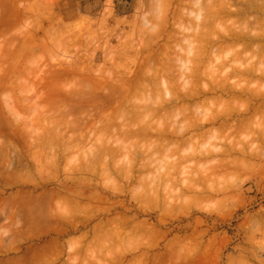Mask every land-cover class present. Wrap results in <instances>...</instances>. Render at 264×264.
Instances as JSON below:
<instances>
[{"label": "rangeland", "instance_id": "rangeland-1", "mask_svg": "<svg viewBox=\"0 0 264 264\" xmlns=\"http://www.w3.org/2000/svg\"><path fill=\"white\" fill-rule=\"evenodd\" d=\"M157 1L0 0V31H3L2 33L0 32V264H17L18 261L20 262L18 264H49L50 262V264H141V260H143V264H264V96H261V94L263 95L264 93L260 94V91L264 92V75L260 76V74H264V70L262 69L261 71V68L264 67V48H261V51L260 49H256L257 46L264 47V39H261L262 36L264 37V9L261 7V5L264 6V1L247 0L249 3L246 0ZM210 1H212V4H210ZM251 1H253L254 4H251ZM224 2L227 4L225 5ZM228 4L231 6L229 7ZM208 6L210 11L212 9L211 19L208 16L210 11L206 9ZM223 6V10L227 9V11L222 10ZM197 9L200 11L199 13H203V15L200 14L203 18L201 16V18H198L199 15L197 17ZM219 9L220 11L215 12V10ZM154 10L158 11V13L160 12V14H157V12L154 13ZM191 11H193V14L196 13L195 16L192 13L189 15L188 12ZM244 12H247V15ZM215 13H217L218 16H216ZM188 15L190 18H188ZM246 16L248 17V21L246 20ZM219 17H225L222 18L223 20L225 19V24L222 23L223 20L219 19ZM189 19H191V21ZM203 19H205V21L210 19V22H208L209 24L211 23V25L206 24ZM214 20L215 22H213ZM252 20L254 22H252ZM211 21L213 22V26ZM220 21L221 23H219ZM237 21L240 23L238 24ZM192 22L193 25L191 24ZM203 23L204 25L206 24L204 27ZM250 23L251 29H248ZM217 24L220 25L218 26ZM198 25L203 27V29ZM207 25H209L210 29ZM210 26L215 29V31H213ZM260 26L261 28H259ZM176 27H178V29ZM236 27L239 28L235 30L237 34L239 32L242 33V29L247 27L244 29L246 31L248 29L249 33L254 34L255 37L257 36L258 40L257 37L252 38L253 35L250 39L249 37L251 34H248L245 30L243 35L247 33L248 35L246 37L249 36V40L243 35L242 37L241 34L237 36L234 35L233 32H235L234 29H236ZM192 28L194 30H192ZM206 28H208L207 33H210L209 35L211 37L208 34L203 36V31L206 32ZM189 30H191L190 33L192 35L189 34ZM197 30H199L200 33L202 32V34L199 33L202 37L198 36ZM210 30L213 32L212 35L211 32H209ZM238 30L239 32H237ZM222 31H224V33ZM256 31H259V36ZM193 33L199 38V41L197 40L198 47L191 46L190 48L192 50H190L193 51V53L189 55L191 52L188 48V46H190L188 45V40L193 42V46L194 43L196 45V37ZM173 34H175V36L170 37ZM231 34L234 37H231ZM200 37L203 40H200ZM192 38H194L195 41ZM231 38L234 41H232ZM91 39L93 40L92 42ZM244 40L245 42H251L246 44L248 46L245 47L243 46ZM215 41L216 44L213 43L211 45V43ZM183 43L188 46H184ZM221 43L225 44V46ZM258 43L262 44L258 45ZM199 44L207 45H203L207 47L204 48L207 49V54L204 55L206 58H209L207 55L210 53V58H214L211 59L214 67L211 65L210 59H208L206 66L208 67L210 62L209 68L212 66V71L213 69H217L213 71V73H217V76L215 75L216 73H211L212 71L210 73L213 75H208V72L206 74L205 72L208 71L209 68L205 66L204 68L208 70L205 69V71H203L204 68L202 66L207 61L205 57H203V59L199 57L200 61L205 59L203 65L199 60L196 62L198 57L196 58L195 56L197 53L200 54L198 50H200L199 47L201 46ZM220 44L223 49H221ZM240 44H242V46H240ZM74 45H78V47L76 46V48ZM105 45L107 46L105 47ZM180 45H182V47ZM71 46H74V48ZM249 46L251 48H247ZM209 47L213 49L210 52ZM179 48L180 50H182V48H188L185 52L190 56L189 60L191 59L189 65L187 63L188 55L185 53V57L183 55L184 49L180 52ZM193 48L198 49H194L196 50L194 51ZM171 49L172 51H169ZM204 49L202 50L201 48V51H203L201 53H205ZM236 50H238L237 52H239V54H237ZM244 50L246 53L243 52ZM109 51L110 53L115 52L113 53L115 55L111 56L112 53L108 54ZM259 51L260 53L263 52V54H260ZM194 53L195 56H193ZM211 53H217V57H214ZM224 54L227 59L222 57ZM178 55L183 57L180 58L181 56L178 57ZM204 55L202 54V56ZM219 55H222L220 59L223 60V63H220L223 65L226 64L224 68L223 65L221 66L217 62V60H219L218 57H220ZM174 56L177 57L174 58ZM110 57L114 59L109 60L108 58ZM165 58L169 61V64L174 62L173 66L176 64V67H172V64H170V66H163L168 63ZM183 58H186L185 62ZM69 59L71 62H69ZM67 60H69L68 62L70 64ZM214 60H216L217 63ZM234 60H236V62ZM180 61H182L178 64L180 68H177V63ZM183 62L184 65L186 64L188 66L185 65L186 67L184 66L183 68ZM238 62L243 65H239L240 67H238ZM199 63L203 72L197 70L198 68L196 70L200 72L198 76H200L199 78H201V80L199 78L197 79V77L195 78V69L190 67V64H192V66L193 64L198 66ZM234 64L238 69L240 68V70L243 69L241 66L245 67L243 69L244 72L243 70H236L237 72L234 71V73L232 71L233 74L231 75L230 70H234L236 67ZM218 65L225 71L223 69H221L223 72L221 70L219 71L220 67H218ZM66 66L67 68L64 69ZM252 66L256 67V69L254 67L253 69L256 70L254 72L258 73V75L253 73V71L250 72ZM79 68L81 72L78 70ZM166 68H168L167 71L171 73L170 75L166 71ZM186 68H188L187 70L189 72L191 69H194L191 70L192 74L195 72L193 79L199 80L201 85L195 83L198 82L197 80L195 82L192 81L193 79L190 78L192 75L189 76L188 74V79H185V74L188 73V71L183 72L179 76V72L181 73ZM68 69L70 71H67ZM178 69L183 70L179 71ZM247 69L248 71H246ZM58 70L61 71L59 72ZM153 70L154 72L160 70V73L165 74L163 78L160 77L162 76L161 74L156 77L163 79L158 80L161 81L159 83L160 85L165 80L167 84L164 82L165 85L162 84L163 87L157 84V87L154 88L156 85L154 83L157 78L152 81L150 79L154 78L153 76H155L158 71L152 76L151 72H153ZM63 71L70 72L71 74L64 73ZM173 71L176 75L179 71L178 75H174ZM217 71L220 73L222 72L221 75ZM260 71L262 73H259ZM243 73L244 76L242 75ZM122 74H124V76ZM238 74L243 77L246 75V77L243 78L238 76ZM150 75L152 76L151 78L149 77ZM168 75L171 77L170 79H172V84L169 81V86L172 87L171 89L169 86H166L168 85V80L164 79L166 78L165 76L169 78ZM172 75L176 77L179 76L178 79L174 78L175 80L177 79L176 81L178 82L172 78L174 77ZM249 76H252L251 80H249ZM41 77L45 78L47 81ZM182 77L184 81L182 80L183 82H180V78ZM213 77L216 78L215 81H213L214 83L216 81L218 82V78L223 79V81L220 80L219 83H224L225 78L228 79H226L228 83H226V81V84H222L223 87L216 83L214 85L211 81L214 79ZM66 78H68V80H66ZM81 78H84L86 81L84 79L82 81ZM121 79L126 81L125 84H121ZM149 80L153 82L154 86ZM187 80L190 82L188 81L187 83ZM55 81L57 85H54ZM98 81L99 83L101 82L102 85H98ZM124 81L122 83H124ZM93 82L96 84L94 83V85ZM192 82L197 86L200 85L199 89L196 85H193L195 87L190 86V84H193ZM179 83H181V90H186L183 92L179 90ZM88 84L89 88L87 86ZM137 84L140 85V87L142 86L141 90L136 87ZM29 85L31 87H29ZM53 85L56 86V88ZM151 85L154 89H152ZM182 85L186 88H183ZM188 85L197 89L193 91V89L187 87ZM227 85L231 86L228 87ZM27 86L29 89H26ZM49 86L52 88L50 89ZM82 86L84 87L82 88ZM111 86L115 87V91L112 90L114 87ZM158 86L162 88L161 91ZM164 86H166V88ZM239 86L242 87L241 92H237V89L240 88ZM93 88L94 90L92 91ZM110 88L112 92L115 93V99L110 97L109 99H113L110 100L112 102L109 101L110 103H108V97L113 94L110 93ZM134 88L139 90L137 93L138 95L140 92V94H143L141 95L142 97H137L135 94L138 90L133 94V91H135ZM150 88L157 96L160 94L159 91H163V94L166 92L167 94L165 93L163 95L161 93L160 96L162 97L159 98L160 96H158L157 100H154V97L155 99L157 97L156 95H149L150 97L147 95V93H151L148 90ZM156 88L158 89V93H156ZM223 88L228 90L223 92ZM143 89L145 93H143ZM175 89H177L176 92L174 91ZM188 89L189 91L192 90L194 93L196 92V94H194L190 91L194 97H196L195 95H197V93L201 96L198 95L193 101L192 96L190 99L187 97L188 100L182 97L184 101L179 99L181 94L182 96L190 95H188ZM207 89L209 90L206 92ZM249 90H253L252 94L253 92L259 93L261 97L252 98L251 96L258 95H252ZM44 91H46L47 94L49 91L50 93L53 91L49 95L51 96L53 94L54 98L51 100V97ZM54 91L57 94L54 93ZM64 91L67 92L65 93ZM125 91L127 92L125 93ZM169 91H172L173 95ZM68 93L70 94L69 96ZM91 93L94 94L91 96ZM144 94L146 96H144ZM219 94L221 99L218 96ZM231 94L235 96L233 97ZM168 95L172 98L171 101L166 100H169ZM175 95L177 97L180 96L177 98L178 103L175 102L177 101L175 100ZM46 96H48V99H46ZM104 96L107 97L106 100ZM147 96L149 99H147ZM238 96L242 99H238ZM55 97H58L57 100H60L54 105V101H56ZM78 97H80V99ZM140 97H146V99L143 98L146 102H149V100L151 101L149 103L143 101L144 103L141 104L143 99L141 100ZM63 98L65 103L62 100ZM138 98H140V102ZM215 98L216 102L218 101L217 103H215ZM49 99L51 101H49ZM103 99L105 101H103ZM164 99L168 104L166 102L164 103ZM204 99H208V103ZM161 100H163L162 104ZM179 100L182 101L180 102ZM237 100H244V102H239ZM5 101L12 105V107H16L14 111L10 108L8 103L9 109L6 107L8 105L4 106ZM52 101L54 102L53 104H51ZM248 101L250 103H248ZM75 102L76 106L78 104L77 107L74 105ZM93 102L94 104H92ZM95 102L101 106H98ZM159 102L161 105L167 104L166 109L164 107L165 112L161 110L163 106L159 109L160 112L157 111L159 115L156 110H153V112H155L154 114L148 109V111H144V108H150L149 106L153 107V109L158 108L156 104ZM169 102L173 103L169 105ZM193 103L196 104L195 109L198 112L194 110ZM234 103L238 104L235 105ZM131 104L132 108L136 105L138 109L134 106L132 110ZM140 104L141 106H139ZM243 104L246 105L244 106ZM172 105L173 108H171ZM176 105L182 107L179 108L180 111ZM226 105H229L230 109L228 108L227 110ZM54 106H56V109H52ZM112 106L116 108L113 111ZM185 106H187L188 109L189 107L192 108L190 109L191 111L185 109ZM99 107L102 109L100 110ZM235 107H237L238 110H236L237 108ZM253 107L255 110H253ZM95 108L98 110H95ZM118 108L120 110H118ZM233 109L234 111H232ZM258 109H261L263 114L261 110L259 111ZM130 110L133 112H130ZM185 110L188 112L190 111V113H185ZM8 111L9 113H7ZM67 111L70 112L67 113ZM75 111L76 113H74ZM80 111H82V114ZM114 111L117 113H114ZM143 111L149 112L146 113L148 115H145ZM162 111L164 112L163 116L161 114ZM169 111L174 116L172 119ZM219 111H221V113ZM166 112L169 113L168 115L170 117L165 114ZM177 112L179 113L177 114ZM130 113L132 116L129 115ZM66 114L69 115L67 116ZM92 114L94 119L91 117ZM101 114L103 116H101ZM126 114L129 115V119H126ZM155 114H157V116ZM186 115H189V118L186 117ZM112 116L114 117L113 119H111ZM140 116H143L144 120L141 119L142 117L140 118ZM191 116L192 118H190ZM193 116L196 117L195 120ZM217 116L220 118L218 119ZM242 116L247 119H244ZM82 117L88 120L84 118V121H82ZM160 118L162 119L160 120ZM183 118L188 119L184 121L182 120ZM199 118L201 120L198 121L197 119ZM210 118L211 121L214 120V122L206 121ZM146 119L148 120V124ZM158 119L163 122L161 128L156 125L160 122H157ZM32 120L33 123H36L33 124ZM86 120L87 122H85ZM109 120L115 122L113 123ZM188 120L190 122H188ZM191 120L194 121V123H192ZM244 120H246V122ZM247 120H249V122ZM175 122L178 124H174ZM80 123L81 125L79 126ZM111 123H117V125ZM107 124H109L108 127H106ZM143 124L146 128L148 127L151 129H146V134L149 133L148 135L152 136L148 137V135L145 134V137L144 135L141 136L143 132H145ZM150 124L154 127L152 125L150 127ZM163 124L164 126L166 124L165 127L168 129L163 130H172L171 133L169 131V133L166 132L167 134H165L163 130L161 131ZM244 124L246 126L242 127ZM192 125L194 126L191 129L190 127H192ZM224 125L226 128H229L224 130ZM81 126L83 128H81ZM156 126L160 128V132L164 134V136H159L160 139L156 137L160 134H158L159 129L157 131ZM75 127L77 130L74 131ZM217 127L221 129L218 130ZM136 128L137 131L140 129L139 132L142 134L140 133V135L136 136V134L139 133L134 131ZM141 128L144 129H142L143 132ZM213 128L214 130L217 128L219 132L217 130L214 131ZM102 129L105 131V134ZM131 129L134 131L133 134L136 132V139L135 137L133 138L134 135L130 134V132L132 133V131H130ZM184 129L185 131L186 129L188 130L185 132ZM239 129L242 130L239 132ZM108 131L112 132L114 136L112 133L108 134ZM116 131H118L117 134ZM124 131L125 134H123ZM154 131H157L156 134L158 135H156ZM208 131L209 134L207 133ZM211 132L213 134H210ZM193 133L197 138L191 135ZM196 133L201 136L196 135ZM227 133H230V135ZM127 134L131 136L129 137ZM119 135L126 136L120 137ZM81 136L83 137L81 138ZM146 136L148 138H146ZM161 137L164 138V144L162 143L163 141L160 142L162 139ZM169 138L172 141L176 139V141L178 140L180 143L177 142V145L173 142L171 143ZM185 138H187L188 141ZM204 138L206 141H204ZM101 139H103V141ZM165 139H168L169 142L168 140L165 141ZM117 140H119V143H123L120 144V147L123 146L122 148H119ZM189 140H191L193 144ZM108 142L112 144L109 145ZM160 145L164 147L167 145L168 147H165L167 150ZM152 146L154 149H152ZM249 146L252 149L249 148ZM73 147L74 149L71 150ZM182 147L184 149H181ZM113 148L115 149L114 151ZM178 148L181 149V151ZM191 148H193V151ZM66 149H68V151ZM100 149L103 153H101L102 151ZM227 149L228 151H226ZM169 150L173 151L171 152ZM231 150H233V152H231ZM53 151H55V154ZM237 151L241 152L239 153ZM198 152H200L201 155H199L200 153ZM225 152L230 153L226 155L227 153ZM99 153H101V155ZM243 153L244 155H242ZM250 154L254 157H251ZM98 155L101 156H99L101 160H98ZM163 155L165 157H163ZM54 157L56 159H54ZM102 157L104 158L103 161ZM141 158L143 159L140 160ZM159 159L165 162H161ZM129 160L134 162L131 161L130 163ZM150 160L153 161V164ZM220 160L223 161V164ZM99 161L102 162L100 163ZM148 162H151V164H146ZM130 166L132 168H130ZM121 171L123 172L121 173ZM108 173L109 176H112L109 177ZM158 173L161 174L159 175ZM169 173H171V175ZM208 174H210L209 177ZM168 177H170V181L167 182L166 180H168ZM179 193H181V195ZM111 221H113V223ZM114 221H117L116 224H114ZM120 224L122 226H120ZM17 230L19 231L15 232ZM15 237L18 241L15 240ZM6 246H10L9 250ZM56 253L59 254L57 255ZM56 255L57 257H55ZM159 256L162 258H159ZM35 259L36 261H34ZM162 259L165 262H162Z\"/></svg>", "mask_w": 264, "mask_h": 264}, {"label": "bare ground", "instance_id": "bare-ground-1", "mask_svg": "<svg viewBox=\"0 0 264 264\" xmlns=\"http://www.w3.org/2000/svg\"><path fill=\"white\" fill-rule=\"evenodd\" d=\"M156 1H157V0H156ZM246 1H247V0H246ZM260 1H261V0H260ZM263 1H264V0H263ZM197 2H198V1H197ZM210 2H211L210 4H212V1H210ZM247 2H248V1H247ZM157 3H158V1H157ZM161 3H162V2H161ZM200 3H201V2H200ZM224 3H225V2H224ZM248 3H249V2H248ZM248 3H247V4H248ZM252 3H253V1H251V4H252ZM159 4H160V2H159ZM195 4H196V3H195ZM198 4H199V2H198ZM226 4H227V3H225V5H226ZM245 4H246V3H245ZM253 4H254V3H253ZM262 4H263V3H262ZM161 5H162V4H161ZM196 5H197V4H196ZM199 5H200V4H199ZM202 5H203V4H202ZM207 5H208V4H207ZM207 5H206V6H207ZM222 5H223V4H222ZM225 5H224V6H225ZM228 5H229V4H228ZM249 5H250V4H249ZM206 6H205V7H206ZM210 6H211V5H210ZM224 6L222 7V10H223ZM230 6H231V5H229V7H230ZM254 6H255V5H254ZM256 6H257V5H256ZM200 7H201V6H200ZM212 7H213V5H212ZM225 7H227V6H225ZM229 7H228V10H229ZM257 7H260V6H257ZM261 7H263V9H264V6L261 5ZM218 8H219V7H218ZM220 8H221V7H220ZM154 9H155V8H154ZM157 9H158V8H157ZM206 9L209 10V9H210L209 6H208ZM236 9H237V8H236ZM252 9H253V8H252ZM259 9H261V8H259ZM152 10H153V9H152ZM193 10H195V9H193ZM199 10H200V9H199ZM204 10H205V9H204ZM230 10H231V9H230ZM240 10H241V9H240ZM250 10H251V9H250ZM154 11H155V10H154ZM209 11H210V10H209ZM211 11H212V9H211ZM211 11H210V14H208L209 18H210L211 13H212ZM217 11H220V9H219V10H215V12H217ZM223 11H227V9H226V10H223ZM223 11H222V12H223ZM232 11H233V10H232ZM244 11H245V10H244ZM263 11H264V10H263ZM156 12H157V14H160V12L158 13V11H155L154 13H156ZM192 12H193V11L188 12L189 15H190ZM197 12H198V13H197V17H198V15H199L198 18H201L202 16H201L200 14L203 15V13H199L200 11H198V9H197ZM202 12H203V11H202ZM222 12H220V13L223 14ZM228 12H229V11H228ZM230 12H231V11H230ZM236 12H237V11H236ZM240 12H241V11H240ZM240 12H239V13H240ZM213 13H214V12H213ZM220 13H219V14H220ZM226 13H227V12H226ZM244 13H245V12H244ZM246 13H247V12H246ZM246 13H245V14H246ZM186 14H187V13H186ZM192 14H193V13H192ZM195 14H196V13H195ZM195 14H193V15L195 16ZM215 14H216V16H218L217 13H215ZM215 14H213V15H215ZM221 14H220V15H221ZM189 15H188V18H190ZM193 15H192V16H193ZM206 15H207V13H206ZM206 15L204 14L205 17H206ZM213 15H212V17H213ZM224 15H225V14H224ZM228 15H229V14H228ZM246 15H247V14H246ZM192 16H191V17H192ZM200 16H201V17H200ZM221 16H223V15H221ZM255 16H256V15H255ZM225 17H227V16H225ZM225 17H222V18H225ZM246 17H247V16H246ZM257 17H258V16H257ZM202 18H203V17H202ZM222 18L219 17V19H222ZM261 18H262V17H261ZM261 18H260V19H261ZM191 19L194 20L193 18H191ZM191 19H189V20L191 21ZM210 19H211V18H210ZM210 19H208L209 22H210ZM199 20H200V19H199ZM203 20L205 21V19H203ZM212 20H213V19H212ZM215 20H217V19H215ZM215 20H214L213 22H215ZM222 20H223V19H222ZM236 20H237V19H236ZM244 20H245V19H244ZM246 20L248 21V17H247ZM250 20H251V19H250ZM253 20H254V19H253ZM253 20H252V22H254ZM255 20H256V19H255ZM194 21H195V20H194ZM197 21H198V20H197ZM204 21H203V22H204ZM208 21H207V20L205 21L206 24H209ZM240 21H241V20H240ZM242 21H243V19H242ZM247 21H246V23H247ZM258 21H259V20H258ZM258 21H257V22H258ZM261 21H262V20H261ZM207 22H208V23H207ZM211 22H212V21H211ZM213 22H212V26H213ZM224 22H225V19L222 21V23H224ZM237 22H238V21H237ZM237 22H236V23H237ZM243 22H244V21H243ZM189 23H190V22H189ZM199 23H200V22H199ZM219 23H221V21H220ZM239 23H240V22H238V24H239ZM191 24L193 25V22H192ZM206 24H205V25H206ZM224 24H225V23H224ZM224 24H223V25H224ZM256 24H257V23H256ZM259 24H261V23H259ZM262 24H263V22H262ZM174 25H175V24H174ZM188 25H189V24H188ZM201 25H202V23H201ZM205 25H204V23H203V27H204ZM209 25H211V23H210ZM209 25H207L208 28H209ZM217 25H218V24H217ZM219 25H220V24H219ZM219 25H218V26H219ZM250 25H251V23H250L248 26H250ZM176 26H177V25H176ZM198 26H200V25H198ZM198 26H197V27H198ZM218 26H217V27H218ZM233 26H234V22H233ZM240 26H242V25H240ZM240 26H239V28H240ZM248 26H247V27H248ZM254 26H255V25H254ZM256 26H258V25H256ZM154 27H155V26H154ZM185 27H186V26H185ZM191 27H192V26H191ZM194 27H195V26H194ZM200 27H201V26H200ZM203 27H201V29H203ZM210 27H211V26H210ZM215 27H216V26H215ZM223 27H225V26H223ZM247 27H244V28L246 29ZM176 28L178 29V27H176ZM176 28H175V30H176ZM179 28H180V27H179ZM182 28H184V27H182ZM186 28H188V27H186ZM208 28H206V32L203 31V36H204V35H207V34H208V35L210 34V33H207ZM234 28H235V27H234ZM239 28L236 27V29H234V31L237 30V29H239ZM241 28H242V27H241ZM244 28L242 29V30H243L242 33H240L239 30L237 31V32H239L238 34L236 33V31L233 32L234 35L237 36V35L241 34V36H242L243 33L246 31ZM256 28H257V27H256ZM259 28H261V26H260ZM81 29H82V28H81ZM153 29H154V28H153ZM156 29H157V28H156ZM209 29H210V28H209ZM211 29H213V28L211 27ZM217 29H218V28H217ZM222 29H223V28H222ZM224 29H225V28H224ZM227 29H228V27H227ZM248 29H251V26L248 27ZM248 29H247L246 32H248V34H251V33H249V30H248ZM257 29H258V28H257ZM263 29H264V27H263ZM186 30H187V29H186ZM192 30H194V29L192 28ZM228 30H229V29H228ZM228 30H227V31H228ZM244 30H245V31H244ZM252 30H253V29H252ZM177 31H178V30H177ZM177 31H176V33H177ZM195 31H196V30H195ZM213 31H215V29H213ZM219 31H220V30H219ZM219 31H218V33H219ZM229 31H230V30H229ZM231 31H232V29H231ZM263 31H264V30H263ZM0 32L2 33L3 31H0ZM186 32H187V31H186ZM190 32H191V30H189V34L192 35ZM197 32H198V33H197ZM197 32H196V33L198 34V36H201V37H202V35H200V34H202V32L200 33L199 30H197ZM204 32H205L206 34H205ZM209 32H211V35L213 34V32H212L211 30H210ZM222 32L224 33V31H222ZM256 32H257V31H256ZM258 32H259V31H258ZM258 32H257V33H258ZM183 33H184V32H183ZM199 33H200V34H199ZM226 33H227V32H226ZM231 33H232V32H231ZM235 33H236V34H235ZM254 33H255V32H254ZM260 33H261V32H260ZM155 34H156V33H155ZM184 34H185V33H184ZM193 34H194V36L196 35L195 33H193ZM221 34H222V33H221ZM221 34H219V35H221ZM227 34H228V33H227ZM248 34L245 33V34L243 35V36H245V38H247L248 40H249V38L251 39V36H252V35H253L252 38H256V37H257V36L255 37L254 34H251L250 37L248 36V37H249V38H248V37H246ZM169 35H170V34H169ZM229 35H230V33H229ZM229 35H228V37H229ZM257 35L259 36V33H258ZM263 35H264V34H263ZM173 36H175V34L171 35L170 37H173ZM184 36H185V35H184ZM188 36H189V35H188ZM209 36H210V35H209ZM222 36H223V35H222ZM224 36H225V35H224ZM226 36H227V35H226ZM236 36H235V37H236ZM243 36H242V37H243ZM260 36H261V35H260ZM186 37H187V35H186ZM195 37H196V38H195V40H196V45H195V43H194V46L192 45L193 42H192V41L190 42V40H188V42L191 43V44L188 43V45H190V46L187 45L188 48H189V50L191 49V48H190L191 46H192V47H195V46L198 47L197 40H198L199 38H198L197 36H195ZM201 37H200V40H203V39H201ZM210 37H211V36H210ZM217 37H218V36H217ZM219 37H220V36H219ZM231 37H234V36H232V34H231ZM224 38H225V37H224ZM171 39H172V38H171ZM187 39H189V38H187ZM192 39L194 40V38H192ZM220 39H221V38H220ZM222 39H223V38H222ZM240 39H241V37H240ZM243 39H244V38H243ZM261 39H264V37L262 36ZM195 40H194V41H195ZM224 40H225V39H224ZM231 40H232V38H231ZM231 40H230V41H231ZM238 40H239V39H238ZM254 40H255V39H254ZM257 40H258V37H257ZM92 41H93V40L91 39V42H92ZM183 41H184V40H183ZM185 41H186V40H185ZM198 41H199V40H198ZM205 41H206V39H205ZM226 41H227V40H226ZM232 41H234V40H232ZM236 42H237V41H236ZM250 42H251V41H250ZM250 42H245V40H244V42H243L244 45H243V46H245V47L248 46V45H246V44H249ZM263 42H264V41H263ZM178 43H179V42H178ZM181 43H182V42H181ZM186 43H187V41H186ZM200 43H201V42H200ZM210 43H211V42H210ZM213 43L216 44V41H215V42H212L211 45H212ZM217 43H218V41H217ZM224 43H225V42H224ZM226 43H227V42H226ZM234 43H235V42H234ZM243 43H242V44H243ZM79 44H80V43H79ZM183 44H184V43H183ZM201 44H202V43H201ZM201 44H199L201 47H199L200 50H198V51H200V54L197 53V55L195 56V53H194L193 56H195L196 58L198 57V58L196 59V60H197L196 62H198V60H199V62H201L202 65H203V63L205 62V61H204L205 59L202 60V61H200L199 57H200V58L202 57L201 59H203V57L206 58V56H205L204 54H207V53H206V50H207V49H204V48H207V47H204V46H207L208 44H207V43H206L207 45H206V44H203L204 46L201 45ZM221 44H223V43H221ZM221 44H220V45H221ZM228 44H229V43H228ZM236 44H237V43H236ZM242 44H240V46H242ZM256 44H257V43H256ZM260 44H262V43H260ZM260 44L258 43V45H260ZM98 45H99V44H98ZM209 45H210V44H209ZM218 45H219V44H218ZM223 45L225 46V44H223ZM229 45H230V44H229ZM233 45H234V44H233ZM250 45H251V44H250ZM74 46H75V45H74ZM74 46H73V47L71 46V47L74 48ZM76 46L78 47V45H76ZM76 46H75V47H76ZM106 46H107V45H105V47H106ZM176 46H177V45H176ZM180 46L182 47V45H180ZM184 46H186V44H184ZM187 46H186V47H187ZM202 46H203V47H202ZM216 46H217V45H216ZM224 46H223V47H224ZM256 46H257V45H256ZM256 46H255V47H256ZM77 47H76V48H77ZM99 47H100V45H99ZM181 47H180V48H181ZM210 47H213V46H210ZM210 47H209V48H210ZM218 47H219V46H218ZM231 47H232V46H231ZM259 47H260V48H259ZM108 48H109V47H108ZM172 48H173V47H172ZM180 48H179V50H180ZM188 48H182V50H180V52H181V51H183V49H184V53H183V55H184L185 57H186V54H187V53L185 52V50L188 49ZM201 48H202V50L204 49L205 53H201V52H203V51H201ZM209 48H208V49H209ZM219 48H220V47H219ZM225 48H228V47H225ZM243 48H244V47H243ZM247 48H251V47L249 46V47H247ZM261 48L263 49L264 47H261V46H257V47H256V49H258V50L260 49V51L262 50ZM102 49H103V48H102ZM110 49H111V48H110ZM165 49H166V48H165ZM165 49H164V50H165ZM169 49H170V47H169ZM194 49L197 50L198 48H193V50H194ZM217 49H218V48H217ZM221 49H223V48H222V45H221ZM230 49H231V48H230ZM241 49H242V47H241ZM103 50H104V49H103ZM162 50H163V49H162ZM189 50H188V51H189ZM191 50H192V49H191ZM191 50H190L191 53H189V55L193 53V51H191ZM196 50H194V51H196ZM211 50H213V49L210 48L209 52H210ZM224 50H225V49H224ZM228 50H229V49H228ZM242 50H243V49H242ZM245 50H246V49H245ZM245 50H244L243 52H245ZM253 50H254V49H253ZM111 51H112V50H111ZM165 51H166V50H165ZM169 51H172V49L169 50ZM169 51H168V52H169ZM174 51H175V50H174ZM188 51H187V52H188ZM215 51H216V50H215ZM218 51H219V50H218ZM237 51H238V50H236V52H237ZM260 51H259V53H260ZM175 52H176V51H175ZM207 52H208V51H207ZM222 52H224V51H222ZM227 52H228V51H227ZM263 52H264V50H263ZM263 52H261L260 54H263ZM109 53H110V51L108 52V54H109ZM111 53H112V54H111ZM111 53H110L111 56H112V55H115V54H113V53H115V52H111ZM154 53H155V52H154ZM170 53H172V52H170ZM185 53H186V54H185ZM214 53H215V52H214ZM245 53H246V52H245ZM255 53H258V52H255ZM7 54H8V53H7ZM73 54H74V53H73ZM172 54H173V53H172ZM198 54H199V56H198ZM202 54H203L204 56H202ZM208 54L210 55V53H208ZM211 54H212V53H211ZM218 54H220V53H218ZM237 54H239V52H237ZM71 55H72V54H71ZM71 55H70V56H71ZM187 55H188V54H187ZM189 55L187 56V58H188V59H187V60H188V61H187L188 65H189L190 60H191V59L189 60V58H190ZM200 55H201V56H200ZM209 55H207L209 58H206L207 61L204 63V65H203V66L201 65L203 68H204V66L207 67L206 64L208 63V59H210L211 65L213 66V64H212V60H211V59H214V58H213V57L210 58ZM212 55H213L214 57H217V53H216V54H212ZM212 55H211V56H212ZM215 55H216V56H215ZM222 55H223V54H222ZM222 55H219V56H220V57H218L219 60H217V58H216L217 62H218L221 66L223 65V64H221V63H223V60L220 59V58H222V57H223V58H226V57H225V54H224V56H222ZM235 55H236V54H235ZM250 55H251V53H250ZM256 55H258V54H256ZM72 56H74V55H72ZM72 56H71V57H72ZM107 56H108V55H107ZM122 56H123V55H122ZM156 56H158V55H156ZM179 56H181V55H178V57H179ZM191 56H192V55H191ZM221 56H222V57H221ZM71 57H70V58H71ZM120 57H121V55H120ZM152 57H153V56H152ZM169 57H170V56H169ZM176 57H177V56H176ZM176 57L174 56V58H176ZM182 57H183V56H181L180 58H182ZM195 57H194V61H195ZM227 57H228V56H227ZM77 58H79V57H77ZM105 58H106V57H105ZM180 58H179V59H180ZM75 59H76V58H75ZM108 59L110 60V59H114V58H111V57H110V58H108ZM108 59H107V60H108ZM192 59H193V58H192ZM226 59H227V58H226ZM69 60H70V59H69ZM69 60H67V62H68ZM77 60H78V59H77ZM79 60H80V59H79ZM165 60L167 61L166 58H165ZM173 60H174V59H173ZM185 60H186V58H183V61H184V62H185ZM216 60H214V61L216 62ZM220 60H222V61H220ZM75 61H76V60H75ZM118 61H119V60H118ZM177 61H179V60H177ZM192 61H193V60H192ZM192 61H191V62H192ZM203 61H204V62H203ZM214 61H213V62H214ZM234 61L236 62V60H234ZM237 61H238V60H237ZM63 62H64V61H63ZM69 62H71V60H70ZM69 62H68V63H69ZM79 62H80V61H79ZM112 62H113V61H112ZM167 62H168L167 64H164V65L162 64V65H163V66H165V65H169V66H170V64H172V67H174V66L176 65V64H175V65L173 66V63H174V62H172V61H171L172 63H170V64H169V61H167ZM181 62H182V61L178 62V63H177V66H178V64L181 63ZM184 62H183V68H184V66L186 65V64L184 65ZM196 62H195V64H196ZM210 62H209V64H210ZM217 62H216V63H217ZM220 62H221V63H220ZM114 63H115V60H114ZM239 63H240V62L237 63V66H238V67H240L239 65H243V64H241V63L239 64ZM69 64H70V63H69ZM71 64H72V63H71ZM76 64H77V63H76ZM209 64H208V67H207V68H209ZM224 64H225V61H224ZM73 65H74V64H73ZM159 65H160V64H159ZM188 65H186V66H188ZM190 65H191V66H190L191 68H194V69H195V72H196V73L193 72V74H192L191 70H194V69H191V70H190L191 73H190V72L187 70V69L189 68V67H188V68H186L184 71H182L183 69H182V70L180 69V70L182 71L181 73L179 72L180 70L178 69V70H179V71H178V72H179V76H180V74H182L183 72H187V71H188V73H186V74L184 73L186 78H185L183 75H181V76H183L185 79H188L187 75L189 74V76L192 75L190 78L193 79V76H194V73H195V78L197 77V79H198V78L200 77V76H198V75H199V73L202 71V70H201V67H200V63L198 64V66L196 65L197 67H196L194 64H193V66H192V64H190ZM225 65H226V64H225ZM225 65H223V68L225 67ZM234 65H235V64H234ZM67 66H68V65H67ZM67 66L64 67V69L67 68ZM76 66H77V65H76ZM78 66H79V65H78ZM125 66H126V65H125ZM186 66H185V67H186ZM194 66H195V67H194ZM212 66L209 68V70H208L207 68H204L203 71H205V69H207L208 71H206L205 73L207 74V72H208V75H210L211 73H213V71H216V70H217V69H215V70L213 69V71H212L211 68L214 67V66H213V67H212ZM221 66L218 65V67H220L219 71H220L221 69H223ZM235 66H236V65H235ZM237 66L234 68V70H233L232 68H229V69H232V70H230V71H231V73H230L231 75L233 74L232 71H233V72H234V71L237 72L236 70L242 71V70L245 68V67H242V66H241V68H243V69L240 70V68L238 69ZM69 67H70V65H69ZM73 67H74V66H73ZM81 67H82V66H81ZM175 67H176V66H175ZM175 67H174V68H175ZM231 67H232V66H231ZM233 67H234V66H233ZM253 67H254V66H252L250 72L253 71V73H255V74L258 75V73L254 72V71H256V70H255L256 67H254L255 69H253ZM60 68H62V67H60ZM71 68H72V67H71ZM71 68H70V70H71ZM162 68H163V67H162ZM168 68H169V67H168ZM168 68H166V71H167ZM177 68H180V66H178ZM197 68H198V69H197ZM247 68H248V66H247ZM258 68H259V67H258ZM258 68H257V70H258ZM62 69H63V68H62ZM73 69H74V68H73ZM75 69H76V68H75ZM124 69H125V68H124ZM164 69H165V67H164ZM169 69H170V68H169ZM196 69L199 70L200 72L197 71ZM249 69H250V67H249ZM262 69L264 70V67L261 68V71H262ZM70 70L68 69L67 71H70ZM78 70L80 71V68H79ZM154 70H155V68H154ZM154 70H153V72H151V73H152V76H153L154 73H156L157 71H158V72H157L156 75L154 74V75H155V76H153L154 78L150 79L151 81H152V80H156V78H157L156 76H160V74L162 75V76H160V77H162V78H163V75H165V74H163V73H160V72H159L160 70H157V71H155V72H154ZM172 70H173V69H172ZM223 70H224V69H223ZM58 71H59V70H58ZM60 71H61V70H60ZM60 71H59V72H60ZM65 71H66V70H65ZM174 71H175V70H174ZM174 71H173V73H174ZM203 71H202V72H203ZM211 71H212V72H211ZM219 71H217V72H219ZM221 71H222V70H221ZM224 71H225V70H224ZM226 71H228V70H226ZM246 71H248V69H247ZM246 71H245V72H246ZM258 71H259V70H258ZM261 71H260L259 73H262ZM54 72H55V71H54ZM56 72H57V70H56ZM63 72H64V71H63ZM77 72H78V71H77ZM80 72H81V71H80ZM101 72H102V71H101ZM106 72H107V71H106ZM124 72H125V71H124ZM167 72H168L169 75L171 74V73H169V71H167ZM171 72H172V71H171ZM178 72H177V75H178ZM197 72H198V74H197ZM210 72H211V73H210ZM222 72H223V71H222ZM222 72H221V73H222ZM235 72H234V73H235ZM243 72H244V70H243ZM250 72H247V73H250ZM263 72H264V71H263ZM50 73H51V72H50ZM52 73H53V72H52ZM57 73H58V72H57ZM64 73H68V74H69L70 72H64ZM109 73H110V72H109ZM128 73H129V72H128ZM128 73H127V74H128ZM173 73H172V74H173ZM215 73H216V72H215ZM215 73H213V74H215ZM219 73H220V72H219ZM221 73H220V75H221ZM238 73H240V72H238ZM247 73H246V74H247ZM253 73H251V74H253ZM58 74H59V73H58ZM70 74H71V73H70ZM81 74H82V73H81ZM115 74H116V73H115ZM124 74H125V73H124ZM124 74H122V75L124 76ZM196 74H197V75H196ZM201 74H202V73H201ZM201 74H200V75H201ZM213 74H211V75H213ZM236 74H237V73H236ZM102 75H103V74H102ZM106 75H107V74H106ZM169 75H168L169 78H167V76H165L166 78H164V79H167V80H168V85H166V86H169V81H170V83L172 82V81H171L172 79H170L171 77H170ZM174 75H176V74L174 73ZM174 75H172V76H174ZM177 75H176V76H177ZM215 75L217 76V73H216ZM224 75H225V74H224ZM231 75H230V76H231ZM242 75L244 76V73H243ZM242 75H239V74H238V76L243 77ZM253 75H254V74H253ZM263 75H264V74H260V76H263ZM55 76H57V75H55ZM61 76H62V75H61ZM65 76H66V75H65ZM77 76H78V75H77ZM107 76H108V75H107ZM123 76H122V77H123ZM152 76L150 75L149 77L151 78ZM176 76H174V77H172V78H173V79H174V78H177V79H178L179 76H178V77H176ZM202 76H203V75H202ZM205 76H206V75H205ZM45 77H47V76H45ZM50 77H51V76H50ZM52 77H53V76H52ZM63 77H64V76H63ZM63 77H62V78H63ZM74 77H75V76H74ZM79 77H80V76H79ZM117 77H118V76H117ZM160 77H158L159 79L157 78V80L155 81V83H154V84H156L155 86H154L153 82H150V80H149V82H150L151 84H153L154 88L157 87V84L160 85L159 83H160L161 81H158V80H161V79H162V78H160ZM183 77L180 78V80H181L180 82H183V81H184V78H183ZM203 77H204V76H203ZM245 77H246V75H245ZM245 77H243V78H245ZM249 77H250V76H249ZM249 77H247V78H249ZM251 77H252V76H251ZM251 77H250L249 80H251ZM41 78H43V77H41ZM53 78H54V77H53ZM69 78H70V77H69ZM114 78H115V77H114ZM195 78H194L192 81L195 82V81L197 80V79H195ZM206 78H207V77H206ZM213 78H214V79L211 80V81H212V83H213L214 85H215V83H216L217 85L220 84L219 86H222V84H226V83H228V81H227L228 79L225 78V77H224V78H225V79H224V80H225L224 83H222V82L219 83L220 80L223 81V79H219V78H218V82L216 81V82L214 83L213 81H215L216 78H215V77H213ZM235 78H236V75H235ZM261 78H262V77H261ZM43 79H45V78H43ZM51 79H52V78H51ZM55 79H56V78H55ZM70 79H71V78H70ZM83 79H84V78H83ZM83 79L81 78L82 81H83ZM122 79H123V78H122ZM122 79H121V81L123 82L124 80H122ZM177 79H176V80H177ZM191 79H189V80H191ZM199 79L201 80V78H199ZM210 79H211V78H210ZM226 79H227V80H226ZM229 79H230V78H229ZM232 79H233V78H232ZM253 79H254V78H253ZM59 80H60V79H59ZM66 80H68V78H66ZM84 80H85V79H84ZM111 80L114 81L113 79H111ZM119 80H120V79H119ZM147 80H148V79H147ZM162 80H163V79H162ZM174 80H175V79H174ZM174 80H173V81H174ZM176 80H175V81H176ZM182 80H183V81H182ZM189 80H187V83H188ZM246 80H247V79H246ZM254 80H256V79H254ZM254 80H253V81H254ZM257 80H258V79H257ZM259 80H260V79H259ZM45 81H47V80L45 79ZM78 81H79V80H78ZM85 81H86V80H85ZM85 81H84V82H85ZM90 81H92V80H90ZM93 81H95V80H93ZM157 81H158V83H157ZM175 81H174V83H175ZM197 81H198V82H195L196 84L199 83V80H197ZM226 81H227V82H226ZM73 82H74V81H73ZM119 82H120V81H119ZM119 82H118V83H119ZM122 82H121V84H125L126 81H124V83H122ZM164 82H166V80H165ZM164 82H163L162 84H164ZM176 82H178V81H176ZM189 82H190V81H189ZM200 82H201V81H200ZM203 82H204V80H203ZM225 82H226V83H225ZM233 82H236V81H233ZM246 82H247V81H246ZM249 82H250V81H249ZM255 82H257V81H255ZM43 83H44V82H43ZM59 83H60V81H59ZM81 83H82V82H81ZM87 83H88V82H87ZM89 83H90V82H89ZM94 83H95V82H93V84H94ZM185 83H186V82H185ZM192 83H193V82H192ZM195 83H193L192 85L190 84V86L196 85ZM204 83H205V82H204ZM229 83H230V81H229ZM258 83H259V81H258ZM263 83H264V82H263ZM47 84H48V83H47ZM51 84H53V83H51ZM67 84H68V83H67ZM67 84H65V85H67ZM95 84H96V83H95ZM95 84H94V85H95ZM99 84L102 85V83H101V82L99 83V81H98V85H99ZM109 84H110V83H109ZM111 84H113V83H111ZM116 84H117V83H116ZM138 84H139V83H138ZM138 84H137V86H136V85H135V86L138 87V88L141 90V87H142V86L140 87V85H138ZM144 84H145V83H144ZM162 84H161L160 86H162ZM166 84H167V82H166ZM171 84H172V83H171ZM179 84H180V85H179L178 87H179V90H181V88H180L181 83H179ZM183 84H184V83H183ZM199 84L201 85V83H199ZM232 84H233V83H232ZM44 85H45V84H44ZM54 85H57V82H56V81H55V84H54ZM54 85H53V86H54ZM85 85H86V84H85ZM113 85H114V84H113ZM141 85H142V84H141ZM148 85H149V84H148ZM164 85H165V84H164ZM184 85H185V84H184ZM186 85H187V84H186ZM200 85H199V86H200ZM239 85H241V84H239ZM248 85H249V84H248ZM45 86H47V85H45ZM50 86H51V85H50ZM50 86H49V88H50ZM87 86H88V88H89V84H88ZM91 86H92V85H91ZM96 86H97V85H96ZM114 86H115V85H114ZM114 86H111V87H114ZM151 86H152V85H151ZM151 86H150V87H151ZM153 86H152V89H154ZM166 86H164V87L166 88ZM190 86L188 85L187 87H189V89H193V91L197 89V88H196V89H195V88H192V87H190ZM196 86H197V85H196ZM199 86H197L198 89H199ZM203 86H204V85H203ZM210 86H211V85H210ZM210 86H209V89H210ZM227 86H228V85H227ZM229 86H231V85H229ZM229 86H228V87H229ZM235 86H237V85H235ZM246 86H247V85H246ZM249 86H250V85H249ZM27 87H28V86H27ZM27 87H26V89H29V87H31V86L29 85V87H28V88H27ZM54 87L56 88V86H54ZM83 87H84V86H82V88H83ZM136 87H135V88H136ZM162 87H163V86H162ZM182 87L184 88L185 86L182 85ZM193 87H195V86H193ZM204 87H205V86H204ZM217 87H218V86H217ZM222 87H223V86H222ZM225 87H226V86L224 85V88H225ZM233 87H234V86H233ZM239 87H240V86H239ZM44 88H45V87H44ZM46 88H47V87H46ZM51 88H52V87H51ZM51 88H50V89H51ZM86 88H87V87H86ZM135 88H134V89H135ZM148 88H149V86H148ZM158 88H159L160 91L162 90L161 87L158 86ZM160 88H161V89H160ZM169 88L171 89L172 87L169 86ZM169 88L167 87L168 90H169ZM183 88H182V89H183ZM185 88H186V87H185ZM200 88H201V89H204V88H202V87H200ZM205 88H206V87H205ZM224 88H223V89H224ZM245 88H247V87H245ZM257 88H258V87H257ZM116 89H117V88H116ZM134 89H133V90H134ZM144 89H147V88H144ZM144 89H143V90H144ZM150 89H151V88H150ZM150 89H148V90H149V92H151V93H147V95H148V96H149V95H152V94L156 95L155 93H153L152 89H151V90H150ZM156 89H157V88H156ZM163 89H164V88H163ZM189 89H188V91H189ZM209 89H207L206 92H207ZM215 89H216V88H215ZM225 89H226V88H225ZM225 89H224L223 92H226V91L228 90V89H227V90H225ZM230 89H231V88H230ZM235 89H236V88H235ZM241 89H242V87L238 88V89H237V92H241ZM31 90H32V89H31ZM42 90H44V89H42ZM46 90H47V89H46ZM54 90H55V89H54ZM56 90H57V89H56ZM77 90H78V89H77ZM81 90H82V89H81ZM93 90H94V88L92 89V91H93ZM96 90H97V89H96ZM112 90L115 91V87H114V89L112 88ZM112 90H111V88H110L109 91H110V93H113V94H111L112 96L110 95V96L108 97V99H109L110 97H113V98L115 97V96H114L115 93L112 92ZM125 90H126V89H125ZM136 90H138V89H135V91H133V94H134V92H136ZM168 90H167V91H168ZM176 90H177V89H175L174 91L176 92ZM184 90H186V89H184ZM184 90H181V91L183 92ZM217 90H218V89H217ZM246 90H247V89H246ZM254 90H255V89H254ZM57 91H58V90H57ZM59 91H60V90H59ZM78 91H79V90H78ZM78 91H77V92H78ZM109 91H108V92H109ZM146 91H147V90H146ZM154 91H155V90H154ZM157 91H158V89L156 90V93H158ZM160 91H159V93H160V94H161V93L163 94V91H162V92H160ZM174 91H173V92H174ZM188 91H187V92H188ZM190 91H191L192 93H194L192 90H190ZM190 91L188 92V95L190 94L189 96H187V95L182 96V94H181V95H180L181 97L178 96V97H180L179 99H182V100L184 101V99H183L182 97H185L186 99H187V97H188V99H190L191 96H192V101H193V99H195L196 97H198V95H200V94L197 93V95H195L196 97H194V95H192V94L190 93ZM197 91H198V90H197ZM204 91H205V90H204ZM204 91H203V92H204ZM249 91H251V90H249ZM252 91H253V90H252ZM252 91H251V94H252ZM44 92L46 93V91H44ZM52 92H53V91H51V93H52ZM62 92H63V91H62ZM64 92L66 93L67 91H64ZM89 92H91V91H89ZM96 92H97V91H96ZM117 92H118V91H117ZM126 92H127V91H125V93H126ZM129 92H131V91H129ZM138 92H139V90L135 93V94L137 95V97L143 95V94H140L141 92H140L139 95H138V94H137ZM147 92H148V91H147ZM169 92L172 93V91H169ZM169 92H168V94H170ZM177 92H178V91H177ZM182 92H181V93H182ZM203 92H202V93H203ZM212 92H213V91H212ZM37 93H38V92H37ZM51 93H50V91H49V93H48V94L46 93V94H47L48 96H50L49 94H51ZM54 93H56V92L54 91ZM143 93H145V90L143 91ZM165 93H166V92H165ZM165 93H164V94H165ZM185 93H186V92H185ZM204 93H205V92H204ZM208 93H209V92H208ZM210 93H211V92H210ZM213 93H214V92H213ZM261 93H264V92H261V91H260V94H261ZM43 94H44V93H43ZM46 94H44V95H46ZM56 94H57V93H56ZM60 94H61V91H60ZM72 94H73V93H72ZM78 94H79V93H78ZM93 94H94V93H91L90 95L92 96ZM105 94H106V93H105ZM105 94H104V95H105ZM108 94H109V93H108ZM108 94H107V95H108ZM129 94H130V93H129ZM160 94H158V96H160ZM164 94H163V95H164ZM166 94H167V93H166ZM174 94H175V93H174ZM178 94H179V93H178ZM186 94H187V93H186ZM194 94H196V92H195ZM255 94L258 95V96H251V95H250V96H251L252 98H257V97L259 98L260 94H259V93H256V92H255V93L253 92L252 95H255ZM65 95H66V94H65ZM69 95H70V94L68 93V96H69ZM88 95H89V94H88ZM90 95H89V97H90ZM107 95H106V96H107ZM131 95H132V93H131ZM172 95H173V93H172ZM172 95L170 94V96H172ZM231 95H233V97L235 96L234 94H231ZM48 96H46V99H48V98H47ZM55 96H56V95H55ZM59 96H60V95H59ZM68 96H67V97H68ZM81 96H82V93H81ZM106 96H104V97H105V100L107 99ZM144 96H146V95L144 94ZM148 96H147V99H149ZM156 96H157V95H156ZM158 96L156 97V99H155V97L153 96V97H154V100H157ZM168 96H169V95H168ZM170 96H169V100L166 99L167 101H171V99L173 98V96H172V98H171ZM175 96H176V95H175ZM175 96H174V99H175ZM200 96H201V95H200ZM218 96L220 97V94H219ZM246 96H247V95H246ZM261 96H264V94H263V95L261 94ZM261 96H260V97H261ZM50 97H51V98H50ZM50 97H49V98L52 100V98H54L53 94H52ZM67 97H65V98H67ZM86 97H87V96H86ZM126 97H128V96H126ZM130 97H131V96H130ZM133 97H134V96H133ZM133 97H132V98H133ZM137 97H136V98H137ZM141 97H142V96H141ZM141 97H140V98H141ZM149 97H150V96H149ZM161 97H162V96H160L159 98H161ZM163 97H164V96H163ZM166 97H167V95H166ZM178 97L176 96V99H175V100H177V101H175L176 103H178V99H177ZM193 97H194V98H193ZM231 97H232V96H231ZM57 98H58V97H57ZM57 98L55 97V99H56V101H54L55 103L52 101L51 104L54 103V105H55L56 102H57L58 100H60V99L57 100ZM78 98L80 99V97H78ZM87 98H88V97H87ZM87 98H86V99H87ZM96 98H97V97H96ZM96 98H95V100H96V102H97V99H98V98H97V99H96ZM102 98H103V97H102ZM102 98H101V100H102ZM113 98L109 99V100H108V103L112 102V101H110V100H112ZM140 98H138V101H139ZM143 98L146 99V97H143ZM143 98H141V100H142ZM224 98H225V97H224ZM224 98H223V99H224ZM239 98H241V97L238 96V99H239ZM43 99H44V98H43ZM50 99H49V101H51ZM68 99H69V98H68ZM71 99H73V98H71ZM79 99H78V100H79ZM83 99H84V98H83ZM99 99H100V98H99ZM114 99H115V98H114ZM129 99H131V98H129ZM134 99H135V98H134ZM186 99H185V100H186ZM188 99H187V100H188ZM205 99H206V98H205ZM205 99H204V100H205ZM212 99H213V98H212ZM220 99H221V97H220ZM220 99H219V100H220ZM241 99H242V98H241ZM62 100H63L64 103H65L64 98H63ZM93 100H94V99H93ZM93 100H92V101H93ZM95 100H94V101H95ZM105 100L103 99V101H105ZM125 100H126V98H125ZM141 100H140V101H141ZM182 100H181V101H182ZM204 100H203V101H204ZM207 100H208V99H207ZM207 100H205V101H207ZM209 100H210V99H209ZM232 100H233V98H232ZM247 100H248V99H247ZM79 101H81V100H79ZM79 101H78V103H79ZM109 101H110V102H109ZM140 101H139V102H140ZM143 101L146 102V101L143 99L142 102H141V104L144 103ZM150 101H151V100H149V102H150ZM162 101H163V100H161V104H162ZM167 101H165V99H164V103H165V102L167 103ZM179 101H180V100H179ZM181 101H180V102H181ZM222 101H223V100H222ZM224 101H225V99H224ZM237 101H239V100H237ZM240 101H243V102H244V100H240ZM240 101H239V102H240ZM249 101H250V100H249ZM249 101H248V103H250ZM2 102H3V101H2ZM47 102H48V101H47ZM60 102H61V101H60ZM66 102H67V101H66ZM69 102H70V100H69ZM96 102H95V103H96ZM106 102H107V101H106ZM123 102H124V101H123ZM123 102H122V103H123ZM129 102H130V101H129ZM134 102H135V101H134ZM149 102H146V103H149ZM154 102H156V101H154ZM175 102H174V103H175ZM196 102H197V101H196ZM196 102H194V103H196ZM213 102H214V100H213ZM217 102H218V101H217ZM217 102H216V98H215V103H217ZM219 102H221V101H219ZM225 102H226V101H225ZM231 102H232V101H231ZM233 102H234V101H233ZM4 103H5L4 106H6V105L9 104L7 101H5ZM7 103H8V104H7ZM57 103H58V102H57ZM83 103H84V102H83ZM86 103H87V101H86ZM86 103H85V104H86ZM103 103H104V102H103ZM122 103H121V104H122ZM131 103H132V102H131ZM146 103H145V104H146ZM170 103H171V102H169V105H170ZM172 103H173V102H172ZM172 103H171V104H172ZM184 103H186V102H184ZM194 103H193V104H194ZM200 103H201V102H200ZM207 103H208V101H207ZM35 104H36V103H35ZM37 104H38V103H37ZM42 104H43V103H42ZM44 104H45V103H44ZM46 104H48V103H46ZM75 104H76V102L74 103V105H75ZM87 104H88V103H87ZM92 104H94V102H93ZM96 104H97V103H96ZM104 104H105V103H104ZM141 104H140L139 106H141ZM150 104H151V103H150ZM159 104H160V102L156 104V105H157L156 107H158V108L154 107V108H156V109H153V107L149 106V104H148V106H149L150 108H146V107H145L146 110H145V108H144V111H148V110H150V112H153V110H156V112H157V111L160 112L159 109H161L162 106H163V108H162L161 110H163V111L165 112L164 107H165V109H166V105H167L168 103H167V104H164V105H161V104H160L161 106H160ZM220 104H221V103H220ZM222 104H223V102H222ZM234 104L237 105L238 103H237V104L234 103ZM9 105H10V104H9ZM9 105L6 106V107H8V109H9ZM57 105H59V104H57ZM71 105H72V103H71ZM79 105H80V104H79ZM81 105H82V104H81ZM88 105H89V104H88ZM90 105H91V104H90ZM97 105H98V104H97ZM97 105H96V106H97ZM99 105H100V104H99ZM99 105H98V106H99ZM119 105H120V104H119ZM124 105H125V104H124ZM169 105H168V106H169ZM174 105H175V104H174ZM180 105H181V104H180ZM188 105H189V104H188ZM194 105H195V106H194ZM194 105H193L194 110H196V109H195L196 104H194ZM243 105H244V104H243ZM245 105H246V104H245ZM245 105H244V106H245ZM258 105H259V104H258ZM258 105H257V106H258ZM260 105H261V104H260ZM40 106H41V104H40ZM65 106H66V105H65ZM77 106H78V104H77ZM77 106L75 105V107H77ZM91 106H92V105H91ZM100 106H101V105H100ZM102 106H103V105H102ZM134 106H136V105H134ZM134 106H133V108H134ZM146 106H147V105H146ZM154 106H155V105H154ZM159 106H160V108H159ZM168 106H167V107H168ZM176 106H177V105H176ZM183 106H184V104H183ZM226 106H227V105H226ZM238 106H239V105H238ZM1 107H2V106H1ZM55 107H56V106L52 107V109L55 108ZM57 107H58V106H57ZM83 107H84V106H83ZM87 107H88V106H87ZM112 107H113V106H112ZM117 107H118V105H117ZM136 107H137V106H136ZM136 107H135V109H136ZM143 107H144V106H143ZM177 107H178V110L180 111L179 108H180L181 106L179 107V105H178ZM185 107H186L185 109H188L187 106H185ZM247 107H248V106H247ZM10 108H12V110L14 111V109H15L16 107H12V105H10ZM92 108H93V107H92ZM99 108H100V107H99ZM120 108H121V107H120ZM126 108H128V107H126ZM133 108H132V104H131V109L133 110ZM140 108H141V107H140ZM140 108H139V109H140ZM171 108H173V105H172ZM171 108H170V109H171ZM181 108H182V107H181ZM222 108H225V107H222ZM222 108H221V109H222ZM228 108L230 109L229 105L227 106L226 109L228 110ZM235 108H237V107H235ZM239 108H240V107H239ZM255 108H256V106H255ZM258 108H259V107H258ZM5 109H7V108H5ZM8 109H7V110H8ZM50 109H51V108H50ZM55 109H56V108H55ZM61 109H62V108H61ZM75 109H76V108H75ZM96 109H97V108H95V110H96ZM101 109H102V108H100V110H101ZM108 109H110V108H108ZM108 109H107V110H108ZM114 109H116V108L113 107V108H112V111H113ZM122 109H124V108H122ZM122 109H121V110H122ZM135 109H134V110H135ZM137 109H138V107H137ZM147 109H148V110H147ZM151 109H152V111H151ZM176 109H177V108H176ZM190 109H192V108L189 107L188 110H190ZM198 109H199V108H198ZM2 110H3V109H2ZM35 110H36V109H35ZM41 110H42V109H41ZM89 110H90V109H89ZM97 110H98V109H97ZM118 110H120V109L118 108ZM171 110H172V109H171ZM181 110H182V109H181ZM183 110H184V109H183ZM222 110H224V109H222ZM222 110H221V111H222ZM236 110H238V108H237ZM239 110H240V109H239ZM253 110H255L254 107H253ZM258 110H259V109H258ZM258 110H257V111H258ZM260 110H261V109H260ZM260 110H259V111H260ZM13 111H12V113H13ZM86 111H88V110H86ZM92 111H93V110H92ZM108 111H109V110H108ZM144 111H143V112H144ZM163 111H162V112H163ZM190 111H191V110H190ZM190 111L188 112V111L185 110L184 112H185V113H186V112H187V113H190ZM192 111H193V110H192ZM196 111H197V110H196ZM196 111H195V112H196ZM221 111H219V112L221 113ZM232 111H234V109H233ZM240 111H241V110H240ZM247 111H248V110H247ZM263 111H264V108H263ZM15 112H16V111H15ZM46 112H47V111H46ZM57 112H58V111H57ZM69 112H70V111H67V113H69ZM80 112H81V114H82V111H80ZM90 112H91V111H90ZM96 112H98V111H96ZM100 112H101V111H100ZM123 112H124V111H123ZM127 112H128V111H127ZM130 112H133V111L130 110ZM134 112H136V111H134ZM143 112H142L143 116H144V113H145V115H148V114H146V113H149V112H144V113H143ZM158 112H157V114L159 115ZM162 112H161V114H162V116H163V115H164V112H163V113H162ZM167 112H168V110H167ZM167 112H166L165 114L168 115L169 113H167ZM169 112H170V111H169ZM181 112H182V111H181ZM197 112H198V111H197ZM229 112H230V110H229ZM236 112L239 113L238 111H236ZM253 112H254V111H253ZM7 113H9V111H8ZM44 113H45V112H44ZM58 113H59V112H58ZM58 113H56V114H58ZM64 113H65V112H64ZM74 113H76V111H75ZM85 113H86V112H85ZM88 113H89V112H88ZM101 113H102V112H101ZM112 113H113V112H112ZM112 113H111V114H112ZM114 113H117V112L114 111ZM119 113H120V112H119ZM119 113H118V114H119ZM128 113H129V112H128ZM154 113H155V112H153V114H154ZM170 113H171V112H170ZM174 113H175V111H174ZM178 113H179V112H177V114H178ZM193 113H194V112H193ZM202 113H203V112H202ZM230 113H231V112H230ZM233 113H234V112H233ZM254 113H255V112H254ZM261 113H262V110H261ZM263 113H264V112H263ZM263 113H262V114H263ZM41 114H42V113H41ZM72 114H73V113H72ZM81 114H80V115H81ZM94 114H95V111H94ZM96 114H99V113H96ZM120 114H121V113H120ZM122 114H123V113H122ZM134 114H136V113H134ZM142 114H140V115H142ZM151 114H152V113H151ZM151 114H150V115H151ZM157 114H155V115L157 116ZM161 114H160V116H161ZM191 114H192V112H191ZM239 114H240V113H239ZM38 115H39V114H38ZM38 115H37V116H38ZM66 115H67V114H66ZM68 115H69V114H68ZM68 115H67V116H68ZM105 115H106V114H105ZM113 115H114V114H113ZM124 115H125V114H124ZM124 115H123V116H124ZM126 115H127V114H126ZM129 115L132 116L131 113H130ZM129 115H127V118H126V119H129V118H130ZM138 115H139V114H138ZM150 115H149V118H150ZM183 115H184V114H183ZM207 115H208V114H207ZM212 115H213V114H212ZM216 115H218V114H216ZM219 115H220V114H219ZM221 115H223V114H221ZM231 115H232V114H231ZM251 115H252V114H251ZM263 115H264V114H263ZM85 116H89V115H85ZM101 116H103V115L101 114ZM110 116H111V115H110ZM116 116H117V115H116ZM143 116H140V118L142 117L141 119H143ZM165 116H166V115H165ZM168 116H169V115H168ZM170 116H171V119H172V117H174V116L172 115V113L170 114ZM170 116H169V117H170ZM181 116H182V115H181ZM184 116H185V115H184ZM188 116H189V115H188ZM188 116L186 115V117H188ZM195 116H196V114H195ZM202 116H203V115H202ZM50 117H51V116H50ZM78 117H79V116H78ZM78 117H77V118H78ZM91 117L93 118V114H92ZM91 117H90V118H91ZM98 117H99V116H98ZM107 117H108V116H107ZM107 117H106V118H107ZM125 117H126V116H125ZM128 117H129V118H128ZM153 117H154V115H153ZM158 117H159V116H158ZM182 117H183V116H182ZM182 117H177V118H182ZM207 117H208V116H207ZM210 117H211V115H210ZM214 117H215V116H214ZM214 117H213V119H214ZM217 117H218V116H217ZM242 117H243V116H242ZM248 117H249V116H248ZM37 118H39V117H37ZM48 118H49V117H48ZM63 118H64V117H63ZM74 118H75V117H74ZM77 118H76V119H77ZM82 118H83L82 121H84V118H85V117H82ZM90 118H89V120H90ZM104 118H105V117H104ZM113 118H114V117L112 116L111 119H113ZM122 118H123V117H122ZM162 118H165V117H162ZM162 118H160V120H161ZM188 118H189V117H188ZM188 118H185L186 120L183 118L182 120L187 121ZM190 118H192V116H191ZM195 118H196V117L193 116V119H194V120H195ZM197 118H198V117H197ZM200 118H201V117H200ZM200 118L197 119V120H198V121L201 120ZM219 118H220V117H218V119H219ZM221 118H222V117H221ZM243 118H244V117H243ZM85 119H87V118H85ZM93 119H94V118H93ZM93 119H92V120H93ZM116 119H117V118H116ZM116 119H115V121H116ZM171 119H170V120H171ZM216 119H217V118H216ZM216 119H215V120H216ZM240 119H241V118H240ZM244 119H247V118H244ZM87 120H88V119H87ZM87 120H86L85 122H87ZM143 120H144V119H143ZM143 120H142V121H143ZM146 120H147V119H146ZM160 120L158 119L157 122H159ZM182 120H181V122H182ZM225 120H226V119H225ZM235 120H236V119H235ZM109 121H112V120H109ZM109 121H108V122H109ZM115 121H114V122H115ZM138 121H139V120H138ZM171 121H173V120H171ZM176 121H177V119H176ZM191 121H192V120H191ZM206 121H207V122H208V121H211V118H210L209 120H206ZM244 121L246 122V120H244ZM247 121L249 122V120H247ZM112 122H113V121H112ZM114 122H113V123H114ZM134 122H136V121H134ZM160 122H161V121H160ZM160 122H159V123H160ZM188 122H190V121L188 120ZM188 122H187V124H188ZM204 122H205V121H204ZM207 122H206V123H207ZM211 122H214V120L211 121ZM211 122H210V123H211ZM233 122H235V121H233ZM238 122H239V121H238ZM238 122H237V123H238ZM245 122H244V123H245ZM32 123H33V120H32ZM32 123H31V124H32ZM34 123H36V122H34ZM34 123H33V124H34ZM113 123H111V124H113ZM128 123H129V122H128ZM136 123H137V122H136ZM136 123H133V124H136ZM159 123L156 124V125L160 126V128H161L163 122H161L160 124H159ZM171 123H172V122H171ZM184 123H186V122H184ZM192 123H194V121H192ZM195 123H196V122H195ZM200 123H201V122H200ZM200 123H199V124H200ZM37 124L39 125L38 121H37ZM76 124H77V123H76ZM88 124H89V123H88ZM100 124H101V123H100ZM109 124H110V123H109ZM109 124H107V126H106V125H105V126L108 127ZM122 124H123V123H122ZM124 124H125V123H124ZM144 124L146 125L145 122H144ZM144 124H143V125H144ZM147 124H148V120H147ZM174 124L177 125L178 123L175 122ZM174 124H173V125H174ZM199 124H198V125H199ZM221 124H222V123H221ZM239 124H240V122H239ZM242 124H243V123H242ZM80 125H81V123L79 124V126H80ZM82 125H87V124H82ZM101 125H102V124H101ZM113 125H117V123H116V124H113ZM125 125H126V124H125ZM145 125H144L145 132H143L144 129L141 128V130L143 129V130H142L143 134H142L141 132H139L140 129H138L139 131H137V128L134 130V131H136V132H139V133L136 134V136H137V135H140V133L142 134L141 136H143L144 134H145V135H148V134H149V133L146 134V133H147V132H146V129H150V128H148V127L146 128ZM151 125H152V124H150V127H151ZM170 125H171V124H170ZM194 125H196V124H194ZM194 125H192V127H190V128L192 129ZM201 125H202V124H201ZM34 126H35V125H34ZM72 126H73V125H72ZM76 126H77V125H76ZM93 126H94V125H93ZM137 126H138V125H137ZM152 126H153V125H152ZM165 126H166V124H165ZM165 126H164V124H163V127H162L161 131H162L163 129H166ZM187 126H188V125H187ZM189 126H190V125H189ZM209 126H210V125H209ZM219 126H220V125H219ZM240 126H241V125H240ZM245 126H246V125L244 124L242 127H245ZM27 127H28V126H27ZM86 127H87V126H86ZM89 127H90V126H89ZM102 127H103V126H102ZM118 127H119V126H118ZM118 127H117V128H118ZM131 127H132V125H131ZM138 127H139V126H138ZM141 127H142V126H141ZM153 127H154V126H153ZM164 127H165V128H164ZM168 127H169V126H168ZM168 127H167V128H168ZM173 127H174V126H173ZM173 127H172V128H173ZM178 127H179V126H178ZM198 127H199V126H198ZM198 127H197V128H198ZM75 128H76V127H75ZM75 128H74V131L77 130V128H76V129H75ZM81 128H83V127L81 126ZM94 128H95V127H94ZM114 128H115V127H114ZM127 128H128V127H127ZM132 128H133V127H132ZM156 128H157V126H156ZM160 128H157V129H156L157 131H158V129H159V132H158V134L160 133L159 135L156 134L157 131H156V132L154 131L155 134L158 135V136H156L157 139H160V137H159L160 135H161V136H164L163 133L167 134V133H169V131H170V130H169V131H166V130H168V129H166V130H163V131H164L163 133H161V132H160ZM169 128H171V127H169ZM174 128H175V127H174ZM182 128H183V127H182ZM211 128H212V127H211ZM211 128H210V129H211ZM217 128H218V127H217ZM217 128H216L215 130H217ZM224 128H225L224 130H226V129L229 128V127L226 128L225 125H224ZM233 128H234V127H233ZM72 129H73V128H72ZM78 129H80V128H78ZM103 129H104V128H103ZM103 129H102V130H103ZM106 129H108V128H106ZM118 129H120V128H118ZM220 129H221V128H220ZM220 129L218 128V130H220ZM222 129H223V127H222ZM242 129H243V128H242ZM242 129H239V132H240V130H242ZM245 129H246V128H245ZM104 130H105V129H104ZM104 130H103V131H104ZM110 130H111V129H110ZM150 130H151V129H150ZM150 130H148V131L151 132ZM174 130H175V129H174ZM176 130H177V129H176ZM180 130H181V129H180ZM187 130H188V129H186V131H187ZM189 130H190V129H189ZM195 130H196V129H195ZM198 130H199V129H198ZM207 130H209V129H207ZM213 130H214V128H213ZM215 130H214V131H215ZM218 130H217V131H218ZM229 130H230V129H229ZM243 130H244V129H243ZM100 131H101V130H100ZM100 131H98V132H100ZM106 131H107V130H106ZM118 131H119V130H118ZM118 131H116V134H117ZM125 131H126V130H125ZM125 131H124L123 134H125ZM130 131H132V129H131ZM130 131H128V132H130ZM134 131H132V133L130 132L131 135H134L133 138L135 137V133H136V132H135V133L133 134ZM171 131H172V130H171ZM171 131H170V133H171ZM184 131H185V129H184ZM184 131H183V134H184ZM186 131H185V132H186ZM193 131H194V130H193ZM200 131H201V130H200ZM210 131H212V130H210ZM221 131L224 132L223 130H221ZM221 131H220V132H221ZM89 132H90V131H89ZM98 132H97V133H98ZM108 132H109V131H108ZM166 132H167V133H166ZM175 132H176V131H175ZM181 132H182V131H181ZM218 132H219V131H218ZM222 132H221V133H222ZM226 132H227V131H226ZM110 133H112V132H109L108 134H110ZM126 133H127V132H126ZM152 133H153V128H152ZM173 133H174V132H173ZM179 133H180V132H179ZM194 133H195V132H194ZM194 133L191 134V135L195 136ZM199 133H200V132H199ZM203 133H204V132H203ZM207 133L209 134V131H208ZM234 133H235V132H234ZM234 133H233V134H234ZM237 133H238V131H237ZM100 134H101V133H100ZM104 134H105V131H104ZM112 134H113V133H112ZM119 134H120V133H119ZM130 134H129V135L127 134V136L130 137V136H131ZM162 134H163V135H162ZM183 134H182V135H183ZM201 134H202V133H201ZM205 134H206V133H205ZM210 134H213V133L211 132ZM224 134H225V133H224ZM227 134L230 135V133H227ZM227 134H226V135H227ZM233 134H232V136H233ZM87 135H88V134H87ZM145 135H144V137H145ZM170 135H171V134H170ZM172 135H173V134H172ZM191 135H189V136H191ZM196 135H200V134H197V133H196ZM228 135H227V136H228ZM92 136H94V135H92ZM113 136H114V134H113ZM119 136H120V135H119ZM119 136H118V137H119ZM121 136H122V135H121ZM121 136H120V137H121ZM124 136H126V135H123L122 137H124ZM150 136H152V135H148V137H150ZM166 136H167V135H166ZM179 136H180V135H179ZM189 136H188V138H189ZM193 136H192V137H193ZM200 136H201V135H200ZM202 136H203V134H202ZM75 137H76V136H75ZM75 137H74V138H75ZM82 137H83V136H81V138H82ZM86 137H87V136H86ZM89 137H90V134H89ZM95 137H96V136H95ZM118 137H117V139H118ZM148 137L146 136V138H148ZM154 137H155V136H154ZM156 137H155V138H156ZM192 137H190V138H192ZM195 137H196V136H195ZM206 137H207V136H206ZM210 137H211V136H210ZM37 138H38V137H37ZM84 138H85V137H84ZM91 138H92V137H91ZM93 138H94V137H93ZM112 138H113V137H112ZM131 138H132V137H131ZM151 138H152V137H151ZM161 138H162V137H161ZM171 138H172V137H171ZM196 138H197V137H196ZM199 138H200V137H199ZM199 138H198V139H199ZM208 138H209V137H208ZM85 139H86V138H85ZM89 139H90V138H89ZM99 139H100V138H99ZM106 139H107V138H106ZM121 139H122V138H121ZM135 139H136V137H135ZM149 139H150V138H149ZM157 139H156V140H157ZM163 139H164V138H162L160 142H162ZM185 139L187 140V138H185ZM185 139H184V140H185ZM201 139H202V138H201ZM35 140H36V138H35ZM81 140H83V139H81ZM91 140H92V139H91ZM95 140H96V139H95ZM101 140L103 141V139H101ZM104 140H105V139H104ZM115 140H116V139H115ZM119 140H120V139H119ZM119 140H117L118 143H119ZM167 140H168V139H167ZM167 140L165 139V141H167ZM169 140H170V138H169ZM169 140H168V142H169ZM191 140H192V139H191ZM191 140H189V141L191 142ZM193 140H194V139H193ZM202 140H203V139H202ZM37 141H38V140H37ZM41 141H42V140H41ZM99 141H100V140H99ZM154 141H155V140H154ZM158 141H159V140H158ZM170 141H171V143L173 142V143H175V144L178 142V140L176 141V139L174 140V141H176V142H174V141H172V140H170ZM180 141H182V140H180ZM187 141H188V140H187ZM198 141H200V140H198ZM204 141H206L205 138H204ZM38 142H40V141H38ZM71 142H72V141H71ZM82 142H83V141H82ZM82 142H81V143H82ZM94 142H95V141H94ZM86 143H88V142H86ZM106 143H107V142H106ZM116 143H117V142H116ZM162 143L164 144V141H163ZM178 143H180V142H178ZM188 143H189V142H188ZM191 143L193 144V142H191ZM196 143H197V142H196ZM199 143H200V142H199ZM202 143H203V141H202ZM39 144H40V143H39ZM39 144H38V145H39ZM66 144H68V143H66ZM98 144H99V143H98ZM102 144H103V143H102ZM108 144H109V142H108ZM111 144H112V143H111ZM111 144H109V145H111ZM120 144H123V143H119V148H122L123 146L121 145L122 147H120ZM151 144H152V143H151ZM151 144H149V145H151ZM165 144H166V143H165ZM68 145H69V144H68ZM75 145H76V144H75ZM78 145H79V144H78ZM96 145H97V144H96ZM96 145H95V146H96ZM100 145H101V144H100ZM155 145H156V144H155ZM168 145H169V143H168ZM170 145H171V144H170ZM176 145H177V144H176ZM178 145L181 146L180 144H178ZM185 145H186V144H185ZM185 145H182V146H185ZM194 145H195V144H194ZM201 145H202V144H201ZM44 146H45V145H44ZM82 146H83V145H82ZM132 146H133V145H132ZM156 146H157V145H156ZM160 146H161V145H160ZM162 146H163V145H162ZM162 146H161V147H162ZM179 146H178V147H179ZM196 146H198V145H196ZM202 146H203V145H202ZM202 146H201V147H202ZM67 147H68V146H67ZM78 147H79V146H78ZM101 147H103V146H101ZM152 147H153V146H152ZM163 147H164V146H163ZM165 147L167 148L168 146L165 145ZM165 147H164V148H165ZM170 147H172V146H170ZM173 147H174V146H173ZM194 147H195V146H194ZM37 148H38V147H37ZM65 148H66V146H65ZM70 148H71V147H70ZM103 148H104V147H103ZM103 148H102V149H103ZM105 148H107V147H105ZM114 148H115V147H114ZM114 148H113V151L115 150ZM166 148H165V150H167ZM198 148H199V147H198ZM249 148H251V147L249 146ZM73 149H74V147H73L71 150H73ZM79 149H80V148H79ZM84 149H85V148H84ZM97 149H99V148H97ZM133 149H134V147H133ZM146 149H147V148H146ZM152 149H154V147H153ZM158 149H159V148H158ZM171 149H172V148H171ZM173 149H175V148H173ZM176 149H177V148H176ZM178 149H179V148H178ZM181 149H184V148L182 147ZM181 149H179V150L181 151ZM202 149H203V148H202ZM206 149H208V148H206ZM211 149H212V148H211ZM231 149H233V148H231ZM251 149H252V148H251ZM66 150L68 151V149H66ZM100 150H101V149H100ZM191 150L193 151V148H191ZM200 150H201V149H200ZM253 150H254V149H253ZM85 151H86V149H85ZM101 151H102V150H101ZM108 151H109V150H108ZM110 151H111V150H110ZM126 151H127V150H126ZM154 151H155V150H154ZM161 151H162V148H161ZM169 151H171V150H169ZM172 151H173V150H172ZM172 151H171V152H172ZM203 151H204V150H203ZM210 151H211V150H210ZM210 151H209V152H210ZM226 151H228V149H227ZM241 151H242V150H241ZM241 151H240V152H241ZM53 152H54V154H55V151H53ZM94 152H95V151H94ZM97 152H98V151H97ZM97 152H96V153H97ZM132 152H133V151H132ZM155 152H157V151H155ZM178 152H179V151H178ZM195 152H197V151H195ZM231 152H233V150H231ZM235 152H236V151H235ZM237 152H239V151H237ZM240 152H239V153H240ZM253 152H254V151H253ZM256 152H257V151H256ZM101 153H103V151H102ZM101 153H99V154L101 155ZM133 153H134V152H133ZM198 153H200V152H198ZM225 153H227V152H225ZM229 153H230V152H228L226 155H228ZM244 153H245V152H244ZM244 153H243L242 155H244ZM249 153H251V152H249ZM105 154H106V152H105ZM110 154H112V153H110ZM134 154H135V153H134ZM190 154H191V153H190ZM192 154H194V153H192ZM196 154H197V153H196ZM204 154H205V153H204ZM253 154H255V153H253ZM257 154H258V153H257ZM52 155H53V154H52ZM52 155H51V158L53 159V156H52ZM100 155H98V160H99V159L101 160V158H99ZM112 155H113V154H112ZM165 155H166V154H165ZM199 155H201V153H200ZM202 155H203V153H202ZM211 155H212V154H211ZM55 156H56V155H55ZM102 156H103V154H102ZM107 156H108V155H107ZM166 156H167V155H166ZM192 156H193V155H192ZM194 156H196V155H194ZM206 156H207V155H206ZM208 156H209V155H208ZM250 156H251V154H250ZM56 157H57V156H56ZM100 157H101V156H100ZM141 157H142V156H141ZM163 157H165V156L163 155ZM163 157H162V158H163ZM204 157H205V156H204ZM204 157H202V158H204ZM209 157H210V156H209ZM251 157H254V156L252 155ZM144 158H145V157H144ZM196 158H197V157H196ZM198 158H199V157H198ZM54 159H56V158L54 157ZM103 159H104V158L102 157V161H103ZM142 159H143V158H141L140 160H142ZM146 159H147V158H146ZM226 159H227V158H226ZM0 160H1V159H0ZM159 160H160V159H159ZM165 160H166V159H165ZM199 160H200V159H199ZM202 160H203V159H202ZM223 160H224V157H223ZM57 161H58V160H57ZM102 161H99V162L101 163ZM127 161H128V160H127ZM127 161H126V163H127ZM131 161H132V160H131ZM131 161L129 160L130 163H131ZM143 161H145V160H143ZM143 161H142V162H143ZM148 161H149V159H148ZM150 161H151V160H150ZM155 161H156V160H155ZM160 161H161V160H160ZM167 161H168V159H167ZM220 161H221V160H220ZM225 161H226V160H225ZM55 162H56V161H55ZM106 162H107V161H106ZM132 162H134V161H132ZM145 162H147V161H145ZM145 162H143V163H145ZM151 162H152V164H153V161H151ZM151 162H148V163H146V164H151ZM161 162H165V161H161ZM221 162H222V164H223V161H221ZM221 162H220V163H221ZM231 162H234V161H231ZM140 163H141V162H140ZM226 163H227V162H226ZM226 163H225V164H226ZM103 164H104V163H103ZM106 164H107V163H106ZM133 164H134V163H133ZM133 164H132V165H133ZM228 164H229V162H228ZM234 164H235V163H234ZM100 165H101V164H100ZM123 165H125V164H123ZM129 165H130V164H129ZM132 165H131V166H132ZM141 165H142V164H141ZM230 165H231V164H230ZM106 166H107V165H106ZM131 166H130V168H132ZM138 166H139V165H138ZM235 166H236V164H235ZM252 166H253V165H252ZM120 167H121V166H120ZM133 167H134V165H133ZM143 167H144V166H143ZM141 168H142V167H141ZM141 168H140V169H141ZM232 168H233V167H232ZM234 168H235V167H234ZM124 169H125V168H124ZM226 169H227V167H226ZM105 170H106V169H105ZM228 170H229V169H228ZM158 171H159V170H158ZM113 172H114V171H113ZM122 172H123V171H121V173H122ZM128 172H129V171H128ZM117 173H118V172H117ZM121 173H120V174H121ZM124 173H125V171H124ZM129 173H130V172H129ZM131 173H132V172H131ZM118 174H119V173H118ZM158 174H159V173H158ZM160 174H161V173H160ZM160 174H159V175H160ZM167 174H168V173H167ZM169 174L171 175V173H169ZM116 175H117V174H116ZM122 175H123V174H122ZM163 175H164V174H163ZM209 175H210V174H208V177H209ZM106 176H107V175H106ZM108 176H109V173H108ZM111 176H112V175H110L109 177H111ZM156 176H157V175H156ZM164 176H165V175H164ZM118 177H119V176H118ZM127 177H128V176H127ZM166 177H167V176H166ZM128 178H129V177H128ZM157 178H158V177H157ZM169 178H170V177L167 178L168 180H166V179H165V180L168 182V181H170ZM114 179H115V177H114ZM155 179H156V178H155ZM158 179H159V178H158ZM158 179H157V180H158ZM163 179H164V177H163ZM144 180H145V179H144ZM153 180H154V179H153ZM146 181H147V180H146ZM158 181H159V180H158ZM158 181H157V183H158ZM155 182H156V181H155ZM160 182H161V181H160ZM151 183H152V182H151ZM163 183H164V182H163ZM163 183H162V184H163ZM165 183H166V182H165ZM179 194L181 195V193H179ZM59 195H60V194H59ZM61 195H62V194H61ZM64 195H65V194H64ZM58 197H59V196H58ZM63 198H64V197H63ZM99 202H100V201H99ZM75 204H76V203H75ZM14 208H15V207H14ZM48 209H49V208H48ZM66 209H67V208H66ZM66 209H65V210H66ZM14 210H15V209H14ZM14 210H13V211H14ZM13 211H12V212H13ZM12 212H11V213H12ZM15 212H16V211H15ZM65 213H66V212H65ZM69 214H70V213H69ZM12 215H13V214H12ZM14 215H15V214H14ZM9 219H10V218H9ZM261 219H262V218H261ZM263 219H264V218H263ZM116 220H117V219H116ZM111 222L113 223V221H111ZM114 222H115V221H114ZM116 222H117V221H116ZM116 222H115L114 224H116ZM263 223H264V222H263ZM110 224H111V223H110ZM117 224H118V223H117ZM121 224H122V223H121ZM121 224H120V226H122ZM115 227H116V226H115ZM116 228H117V227H116ZM120 228H121V227H120ZM114 229H115V228H114ZM18 231H19V230L15 231V232H18ZM116 231H117V229H116ZM18 234H19V233H18ZM15 236H16V235H15ZM18 237H19V235H18ZM17 239H18V238H17ZM15 240H16V237H15ZM16 241H18V240H16ZM2 242H3V241H2ZM54 242H55V241H54ZM9 243H10V241H9ZM0 244H1V243H0ZM11 244H12V243H11ZM14 244H15V243H14ZM14 244H13V246H14ZM51 244H52V243H51ZM51 244H50V245H51ZM57 244H59V243H57ZM57 244H55V245H57ZM176 244H177V243H176ZM178 244H179V243H178ZM7 245H8V243H7ZM0 246H1V245H0ZM2 246H3V245H2ZM13 246H12V247H13ZM3 247H4V246H3ZM6 247H7L8 250H9V247H10V246H6ZM50 248H53V247H50ZM56 248H57V247H56ZM54 249H55V248H54ZM5 250H6V249H5ZM39 251H40V250H39ZM168 251H170V250H168ZM168 251H167V253H168ZM46 252H48V251H46ZM54 252H55V251H54ZM50 253H52V252H50ZM56 254L58 255L59 253H56ZM39 255H40V254H39ZM50 255H51V254H50ZM57 255H56L55 257H57ZM161 255H162V254H161ZM29 256H30V255H29ZM37 256H38V255H37ZM41 256H42V255H41ZM41 256H39V257H41ZM44 256H45V255H44ZM44 256H43V257H44ZM163 256H164V255H163ZM22 257H23V256H22ZM32 257H33V256H32ZM34 257H35V256H34ZM160 257H161V256H159V258H160ZM48 258H49V257H48ZM48 258H47V260H48ZM145 258H146V257H145ZM161 258H162V257H161ZM10 259H11V258H10ZM22 259H23V258H22ZM22 259H21V260H22ZM42 259H44V258H42ZM45 259H46V258H45ZM21 260H20V261H21ZM40 260H41V259H40ZM146 260H147V259H146ZM162 260H163V259H162ZM34 261H36V259H35ZM50 261H51V260H50ZM139 261H140V260H139ZM141 261H142L141 264H143V260H141ZM10 262H11V261H10ZM12 262H13V261H12ZM16 262H17V261H16ZM43 262H44V261H43ZM144 262H145V261H144ZM162 262H165V261L163 260ZM6 263H7V262H6ZM18 263H20V262L18 261ZM18 263H17V264H18ZM45 263H46V262H45ZM48 263H49V260H48ZM50 263H51V262H50ZM50 263H49V264H50ZM154 263H155V262H154ZM158 263H159V262H158ZM166 263H167V262H166ZM7 264H9V263H7ZM46 264H47V263H46ZM144 264H145V263H144Z\"/></svg>", "mask_w": 264, "mask_h": 264}]
</instances>
